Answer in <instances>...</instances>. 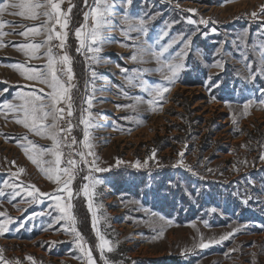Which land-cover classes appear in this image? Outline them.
Segmentation results:
<instances>
[{"label":"rangeland","instance_id":"obj_1","mask_svg":"<svg viewBox=\"0 0 264 264\" xmlns=\"http://www.w3.org/2000/svg\"><path fill=\"white\" fill-rule=\"evenodd\" d=\"M88 1L89 10H86L89 12L95 0ZM77 3L78 0H69L61 4V7L67 5L73 9L66 17H69L70 26L72 21L76 23L78 19ZM109 3L112 9L106 16L107 23L102 36L92 45L99 46L100 51H88L89 41L85 42L83 48L78 46L80 51L76 49L75 58L76 62L82 60V64L79 63L82 75L71 81L74 85L71 89L74 104L72 132L78 151L87 153L88 149L83 148L76 138V122L84 128L80 119L82 116L87 117L90 111L95 124L88 129L93 155L86 157L91 160L89 167L80 164L82 173L77 172L70 184L72 197H77L76 201L79 196L83 197L89 204L83 186H90L91 212L94 211L98 219L96 228L114 246L110 252L105 249L103 257L100 256L98 244L96 251H91L96 255L98 250L102 264L106 261L107 264H264L263 225V229H259L262 230L260 233L251 231L248 234L243 228L245 226L240 224L229 225L228 222L218 225L222 221H229V212L239 205L229 203L232 198L230 188L236 191L243 187L247 188L245 195L251 198L246 205L259 214L250 210L246 215L238 214L236 221L242 218L263 221L264 224V103H261L264 101V74L258 56L259 44L264 42V0H132L130 5L126 0H109ZM125 13L143 17L147 21L146 36L137 32L129 33L128 36L123 34L122 29L126 27L123 24ZM2 18L11 22V26L6 25L2 31L8 34L0 37V173L11 174L15 179L10 178L14 193L7 191L0 195V209L8 215L24 208V217L39 201L45 203L50 200L48 196L28 195L32 191L29 186L34 185L40 192L52 196L62 195L63 192L67 195V192L59 191L63 188V180L57 184L48 179L28 159L24 149L17 147L27 145L25 136L40 147H50L52 141L35 135L17 123L16 120L21 118L18 111L3 107L5 103L17 106L22 103L18 98L20 95H9L6 87L15 89L21 86L26 94L37 95L50 91L46 85L24 77L31 73L22 75L12 65L46 70L47 49L55 38L42 47V66L39 68L40 64L31 56L32 50L25 49V53H29L26 55L20 46L38 42L43 44L47 41V28H42L38 35L30 33L28 37L19 33L44 24L47 18L41 16L33 20L8 13ZM188 18L197 22L204 19L208 23L188 24ZM79 24L83 27V36L92 29L94 21L91 17L87 21L82 17ZM49 26L54 27L55 32L60 28L57 25ZM61 32H64L63 29ZM189 40V46L185 49L183 45ZM169 44L171 47L162 56L154 54ZM138 48L143 51L138 53ZM65 51L64 46L63 54ZM37 53L36 56H40ZM176 53L181 55L176 56ZM133 55H138L136 61L131 59ZM24 57L27 58L23 60ZM169 59L173 63L183 64L175 77L178 81L175 80L174 84L166 81L162 72L158 71ZM2 60L4 63H1ZM5 60H10V63L7 65ZM217 62L222 63L223 67H211ZM249 64L251 71L247 66ZM134 65L144 68L149 77L165 81L161 83L144 79L146 86L160 84L169 87L168 92L156 98L154 105L148 103L153 99L148 91L128 83L126 77L133 74ZM121 69L127 71L122 72ZM252 74H255V79H250ZM208 77H211V83L218 86L210 88ZM79 83L83 84V98L78 108L74 94ZM134 83L140 82L135 80ZM124 93L130 97H140L141 102L126 98ZM89 97L92 98L91 108L86 102ZM249 100L253 103L245 110L243 106ZM129 104H136L135 110L117 107ZM45 159L50 160L52 157L46 156ZM137 161L140 167L135 166ZM83 166L85 170H82ZM21 168L25 170L23 173H20ZM95 168L145 173L148 185L153 178L156 180L164 173L169 181L168 186L181 194L170 196L172 200H164L165 192L161 195L138 193L140 188L144 189L140 185L141 180L136 189L137 194L127 191L114 193L112 195L117 200L110 201L109 195L99 197L103 194L104 180L96 174ZM89 175L99 183L87 179L80 182L82 176ZM4 185L5 177L2 187ZM7 196L9 198L4 204L2 198ZM184 198L190 200L187 203L193 202L195 209H200V203L206 201L210 205L211 215L208 216L205 211L209 210L204 209L200 214H195L194 220L190 217L180 220L182 215L167 213V216L155 208L168 202H178L180 207H184ZM32 200L35 204H31ZM16 203L21 204V207ZM54 213L46 206L42 213H38L39 230L34 233H45L34 244L35 248L50 253L60 251L68 252L71 256L79 255L86 240L78 226L79 222L75 223V229L80 234L78 237L72 231L70 222L60 219L63 214L59 210L56 212L59 215ZM214 213H217L216 218L212 220ZM0 221L5 220L0 218ZM225 234L231 235L221 241L220 237ZM2 236L8 235L3 232L0 234L1 239ZM201 238L205 243L209 240L218 242L202 248L199 247ZM7 242L13 246L12 242ZM1 243L3 240H0V246ZM24 245L36 251L32 243ZM24 245L18 248L22 249ZM46 258H42L43 262ZM171 259H176V262Z\"/></svg>","mask_w":264,"mask_h":264},{"label":"snow or ice","instance_id":"obj_2","mask_svg":"<svg viewBox=\"0 0 264 264\" xmlns=\"http://www.w3.org/2000/svg\"><path fill=\"white\" fill-rule=\"evenodd\" d=\"M85 5L87 6V0H84ZM63 0H3L0 2V37L7 35L8 33L3 32L2 30L6 25L11 26V22L4 21L2 19L5 13L12 15H19L26 19H38L41 16L46 17L47 20L44 24L36 27L28 28L26 31L19 33L22 36L28 37L29 34L38 35L41 33L42 28H47L48 36L47 41L43 44H23L20 47L23 49H31V56L35 58H39L36 56V53L42 48L45 47L50 41L54 38L60 41L59 47L61 49L65 46V41L67 37V32H56L53 35L54 27H50L49 25H59L61 29H67L68 21L67 15L71 13L72 8L69 7L67 9V13H65L61 4ZM126 3L130 5L132 0H126ZM112 5L109 3V0H95L93 8L85 13V20L87 21L89 17H91L94 21V26L92 29L82 36V32L80 29L76 31V37L80 41V48H83L86 41H89L88 51L93 53L99 52L100 47H92V45L96 44L98 40H100L102 36L103 29L107 23L106 16L111 11ZM9 10H19V11H11ZM43 10V11H40ZM194 11V10H193ZM255 15V13H253ZM147 21L143 17H133L128 15L127 13L123 16V24L126 25L125 28L122 29L124 35L128 36L129 33L137 32L142 35H147L146 28ZM188 24H197L202 23L207 25L208 21L201 19L199 22L188 18ZM23 27L22 25H18ZM215 31V29H212ZM206 35V34H205ZM245 36L247 33L244 34ZM131 38V37H129ZM174 42V41H173ZM190 43L186 41L183 47L188 48ZM171 47V44L161 49L159 53H154L157 57L163 55V52L167 51V48ZM80 48L77 51H80ZM253 48H256V45H253ZM259 63L261 67V72L264 74V42L259 44ZM143 49L138 48V53L142 52ZM28 55L29 53H25ZM180 53H176V56H180ZM244 58L247 59V55L244 54ZM95 59V57H93ZM133 61L138 59V55H133L131 57ZM158 62L159 59H158ZM72 59L68 54H63L61 56H55L52 53L51 47L47 49V64L45 66L46 70L42 69H25L23 65H12L15 69L21 71L22 75L25 73H31V75H26V79H31L33 81H37L41 84L46 85V87L50 90L47 93H43V89L40 91L43 95H37L34 93L21 94L18 98L22 101L20 105H13L10 103H5L3 105L4 108L9 109L10 111H18L21 114V118L17 119L16 122L22 124L25 128H28L35 135L40 136L44 139H48L52 141V145L50 147H40L34 144L32 141L28 140V137L25 136L24 140L27 141V145H22L24 148L25 155L28 159L40 169L45 176L52 180L54 183L60 184L63 180V188L59 189V191H66L67 196L72 197V191L70 188V184L72 180L75 178V172L81 163L87 165L88 161L86 159L87 156L93 155L91 151L93 145L90 143V134L88 129L95 126L92 121V114L89 111L88 116H82L80 119V123L84 125V139L82 141L83 148L88 149V152L85 153L83 151H78L75 153L76 156H79V160L72 158L73 153H69V158L64 161V152L63 148L71 147L75 145L77 141L74 137L71 138L69 142V134L72 130V124L69 121L67 127L61 128L60 122L65 119V117L72 116V96L71 89L74 85L71 81L74 79V74L72 71ZM249 70L251 71V64L247 65ZM211 67L222 68V63L217 62L216 64L211 65ZM183 68L182 63H173L171 59L165 61L163 66L158 69V71L162 72L163 78L167 80L170 84L175 83V77L179 73V71ZM122 72H126L127 69H121ZM135 76L126 77L129 84L133 87H141L148 91L149 95L153 97L152 100H149L148 103L150 105H154L156 102V98L162 97L164 93L169 91V87L161 86L160 84L155 85H145V83L141 80L139 84H135L134 81L139 78V74L142 70L137 69ZM93 77H95V73H92ZM250 79H255V74L250 76ZM208 84L211 87L218 86L217 84L211 83V77H208ZM125 97L128 99L135 100L137 103L141 102L140 97H130L127 93H124ZM262 95H264V91H262ZM89 105V108L92 106V98L89 97L86 101ZM253 101L249 100L246 104H244V109L247 110L249 105H251ZM264 103V101H261ZM63 104L64 107L60 105ZM117 107L131 108L135 110L136 104L129 105H118ZM130 119V118H127ZM183 156V153H180ZM46 156H51L52 159H45ZM264 159V156H262ZM14 163V162H13ZM95 161H93V164ZM182 163V161H181ZM64 165L63 167L61 165ZM147 161H145V165ZM136 167H140V162L137 161ZM103 169L95 168V171H102ZM25 170L23 168L20 169V173H23ZM91 171V167H90ZM15 175V174H14ZM67 177L66 180L63 178ZM89 181H93L91 175L84 177ZM93 183H99L98 180L93 181ZM8 187V185H5ZM32 191L28 193V195L37 194L39 196H48L50 199H54L56 201V208L63 214L60 219H67L70 222V226L72 227V231L75 232L76 236H80L79 232L75 229L76 219L71 212V204H64L61 201L64 199L61 195L52 196L49 193L40 192L38 188L34 185L29 186ZM89 185L83 186L84 195L89 198V210H92L91 196L92 193L89 190ZM17 195L19 193H16ZM0 195H3L0 192ZM250 197L244 199V203L247 204L248 199ZM212 211H216L212 209ZM0 215H4L0 213ZM93 216V228L96 230L97 236L100 240V244L98 245L99 250L101 251V255L103 257V252L105 249L107 251H112L113 246L110 241L104 238L99 232V229L96 228L98 223V219L96 217L95 212H92ZM10 218L4 222H0V234L7 230V224L10 223ZM231 234H225L220 237V240L227 239ZM213 242H218L214 240H209L207 243L204 242L203 238H201L199 247H207L209 244ZM81 251L84 252L87 257L88 264H94L93 257L91 255V250L86 249L83 246L81 247ZM28 260H32L31 257H28ZM34 264V262H33ZM107 264V261L105 262Z\"/></svg>","mask_w":264,"mask_h":264},{"label":"crops","instance_id":"obj_3","mask_svg":"<svg viewBox=\"0 0 264 264\" xmlns=\"http://www.w3.org/2000/svg\"><path fill=\"white\" fill-rule=\"evenodd\" d=\"M67 1H69V0H63V2H67ZM67 21H68V27H67V29H63V31L67 32V37H66V41H65V50H66L65 53L68 54L72 59L71 67H72V71L74 74L73 80H75V79L79 78V76L82 75V72L80 71V68H79L80 64H78V62H76L77 60L75 58V52H76V49L79 48L78 46L80 45V41L76 37V32L74 34V39L76 38L75 41L71 42L69 40L70 39L69 36L72 33V31H71L72 29L69 27L70 26L69 25L70 24L69 17L67 18ZM56 27H60V26L57 24ZM55 33H54V35H55ZM40 40L41 39L39 38V41ZM38 43H40V42H38ZM0 45H1V43H0ZM68 48L70 49V52L68 51ZM42 52H43V49L41 48L37 54L41 56ZM24 53H25V49H24ZM40 56H38L39 58H35V61L38 62V64H40L39 68H40V66H42V56L41 57ZM26 58L27 57H24L23 60H25ZM5 61L7 62V65L10 63V60H5ZM80 62L82 64V60ZM1 63H4V60H2ZM137 69L142 70L140 75H139V78L136 80L138 82H140L141 80L143 81L144 79H146V81H159V82L161 81V83L165 82V81H163L164 79L157 80L155 77H149L148 73L146 72V70L144 68L136 67V66H135V69H132L133 74H131V76L136 75L135 70H137ZM151 74H153V73H151ZM175 80L178 81L177 79H175ZM82 85L80 83L78 84V90L76 89L75 94H74V97L77 98L76 101H77L78 108H79L80 102L83 98V96H82L83 95V90H82L83 87H81ZM22 90H23V87H21V86L16 87L15 89H14V87H10V86L6 87V91L10 92L9 95L14 94L17 97H18V95L26 94ZM75 126H76L75 127V133L76 134L78 133L76 138L78 141H80V143H82L83 138H84V128L78 124V121L76 122ZM17 147L20 148L21 150L24 149L22 147V145H18ZM101 169H103V170L102 171H96V174H98V176L100 178H103V180H104L103 194H101V196H99V197L109 195L110 201H112L114 199L117 200V198L112 195L114 193L120 194L122 192L127 191L128 193L137 194L136 189L139 187L138 185H139V182L141 181L140 177L142 176L143 173H141V172H138V173L133 172L132 173L128 169H123V170L115 169V168H101ZM139 170H140V168H139ZM136 171H138V170L136 169ZM146 171H148V170H146ZM146 171H144V172H146ZM4 177H5V185H8L7 189H5L6 188L5 185H4V187H2ZM11 177H13L15 179V177L12 176L11 174L0 173V187H1L0 192H2L3 194L7 193V191L8 192L12 191V193H14V189H13V187L11 185V181H10ZM153 177L154 176L152 175V178ZM162 179H163L162 176L160 178H156V180H155V178H153L150 185H148V181H147L148 179H146L145 180L146 187L144 189L140 188L138 193L143 192V193H147L148 195H154V194L162 193L163 192L162 191V187H163V184H162L163 180ZM82 185L83 184H81V187H82ZM77 187H79L78 184H77ZM115 188H117V191L114 192ZM141 189H142V191H141ZM61 192H63V191H61ZM26 196H27V194H26ZM61 196L64 197V199L61 201V203H64V204L70 203L71 204L70 210H71L73 216L75 217L76 221H79L78 216L75 212L77 197L74 196V197L69 198L66 195V193H64V192L62 193ZM8 198H9L8 196H7V198H4V199L2 198V201H4L3 202L4 204L6 203V199H8ZM32 201L33 202H31V204H35L34 200H32ZM0 204H2V203H0ZM16 204L21 207V204H18V203H16ZM85 204H86L87 208L89 209V204L87 201H85ZM44 206H46V208L50 209L52 212L54 211L55 215H59L58 213H56L58 211V209L56 208V201L54 199H50V200L48 199L47 201H45V203H42V201H39L37 206H35L32 211H29V213L26 214L24 217H23V214H25V213H23L25 211L24 208H20L19 211H16L15 213H13V214L11 213L8 215H5L6 212H4L2 208L0 209V213L4 214V215H0V218L4 219L5 221L8 220L9 218L11 220V222L7 224V230L5 231L8 236H2V239L0 238V240H3V243H1V246H5L4 248H2L0 246V264H33V262H34V264H61V261L63 262V264H70V262L73 264H88L87 257L85 256L84 252H82V251H80V254L77 256H71V254H69L68 252L65 253V252H60V251H53L52 253H50L51 251L40 250V249L35 248L34 244L38 240H41L42 239L41 234L45 233V232H38L37 234L34 233L35 231L39 230V227H38V225H39L38 224V221H39L38 216L39 215H38V213L39 212L42 213ZM160 206H161V204H160ZM155 208L160 210L159 206L155 207ZM90 213H91V220L93 221L92 212L90 211ZM75 214H76V216H75ZM12 220H17V221H12ZM0 222H4V221H0ZM233 224H236V225L240 224V225L245 226L243 228H245V231L247 234L251 231L255 232V233H260L262 230H259V229H263L262 225L264 226L263 221H247V220L241 221V219H239V221H236V220L235 221H229V225H233ZM246 228L249 231H247ZM94 232H95V236L97 239V244L99 245L100 240H99L95 230H94ZM6 237H7V239H6ZM6 240L8 241L7 243L12 242L13 246L6 244L5 243ZM22 243H24V244L25 243H32V245L34 246L33 248H35L36 251L29 250ZM22 245H24V247H22V249H19L18 246L20 247ZM112 246H113V244H112ZM83 247L86 249H90L86 240L83 244ZM18 250L20 252H18ZM98 254H99L98 250H97L96 255L94 254L93 251H91V255L93 257L94 264H102V261H101ZM108 254H112V253H108ZM42 256L47 257L44 262H43ZM100 256H102V255L100 254ZM28 257H31L32 260L31 261L28 260ZM97 257L100 259V262L97 259Z\"/></svg>","mask_w":264,"mask_h":264},{"label":"trees","instance_id":"obj_4","mask_svg":"<svg viewBox=\"0 0 264 264\" xmlns=\"http://www.w3.org/2000/svg\"><path fill=\"white\" fill-rule=\"evenodd\" d=\"M88 3H89V1L87 2V6H84V4H85L84 0H78V3L76 5L77 6L76 7L77 11H78V19H77L76 23L74 22L75 24L72 21V24L70 26V28L71 27L73 28L72 25H74L73 32L69 36V38H70L69 40L71 42L75 41L76 38L74 39V34H75V32L78 29H80L81 32H83V27L81 28V25L79 24V21H80V19L82 17L85 18V13H86L85 10L88 8ZM78 64H79V62H78ZM161 175L163 177V179H162L163 180V183H162L163 184V187H162V191L163 192L162 193H164V192L166 193V197H165L164 200H172L170 198V196L174 197V195L181 194V192H177V191H175V189H173L172 187L168 186V182L169 181L165 178L164 173H162ZM140 179L143 180V181H141L140 185L145 188L146 187V185H145L146 175L143 173L142 176L140 177ZM83 180H84V177L82 176L81 179H80V182L82 183ZM164 185L166 187H164ZM234 187L235 186H233V188ZM230 189L231 190H229V193L232 196V198L229 201V203L232 202L233 204L237 203V205L238 204L239 205L235 207V209H237V210L233 209L232 211L229 212V221H235L236 220L235 218H236V216L238 214L246 215V214H248V212L250 210L251 211H256V213L259 214V212L257 210L253 209L252 207H248L243 202L244 199L248 198V196L245 195V191H247V188H245V187L239 188L240 190L236 188L237 189L236 191H234L235 189H232V188H230ZM209 193H211V191ZM158 195H161V194H158ZM239 196L241 198L242 197L243 198L242 199L241 198L237 199V197H239ZM175 198L176 199H180V198H178L176 196H175ZM187 201H190V200L187 199V198L183 199V202H184L183 205H184L185 208L184 207H180L178 202H173V203H169L168 202L166 204H162L161 203L160 210H161V212H163L166 215H167V213L172 214V215H174V214H177V215H180V216L182 215L183 218H181L180 220L185 219L186 217H190L192 220H194L195 214L198 213V212L200 214V212H202L204 209H208L209 210V211H205L208 216L211 215V213H210V211H211L210 205L207 204L206 201H203L202 203H200L201 204L200 209H195V204L193 202L187 203ZM250 201H251V198L248 199V202H250ZM75 212H76V214L78 216V219H79L78 222H79L80 229H81V231L84 234V237H85V239L87 241V244H88L89 248L91 250H93V251H96L97 239H96L95 232H94V229H93V226H92L91 213H90L89 209L87 208V206L85 204V200L82 197H80V196L78 198V201L76 202ZM216 214L217 213L213 214L212 220H215V218H216L215 215ZM237 217H239V216H237ZM241 220H242V218H241ZM229 221H222L223 223H220L218 225H223L225 223H228ZM179 222L180 223H187L188 221H185V222L179 221ZM213 224L215 225V223H213ZM213 224L211 226H214ZM97 259L100 262V259L98 257H97ZM171 260L176 262V259H171Z\"/></svg>","mask_w":264,"mask_h":264},{"label":"built area","instance_id":"obj_5","mask_svg":"<svg viewBox=\"0 0 264 264\" xmlns=\"http://www.w3.org/2000/svg\"><path fill=\"white\" fill-rule=\"evenodd\" d=\"M62 10L66 13L67 12V9H68V6L67 5H63L62 7ZM88 9V8H87ZM89 10V9H88ZM88 10H86V12H88ZM57 32H61V28H57ZM51 44H52V53L55 55V56H61V55H63V49H61L60 47H59V44H60V41L59 40H57V39H55V40H53L52 42H51ZM71 95H72V90H71ZM61 107H64V105L63 104H61L60 105ZM73 110H74V104H73V102H72V112H73ZM76 113V112H75ZM71 122V124L73 125V123H74V117H73V114H72V116H70V117H65V119L63 120V121H61L60 122V127L61 128H64V127H67V124H68V122ZM72 137H74L73 136V132H72V130H71V133L69 134V142H70V140H71V138ZM63 152H64V161H66L68 158H69V153H73V157L72 158H75V159H79V156H76L75 155V153L76 152H78V149H77V145L75 144V145H72L71 147H65V148H63ZM87 159V158H86ZM87 161H88V164L86 165V167H89V164H90V159L88 158L87 159ZM81 164H83V163H81ZM84 165V164H83ZM62 167L64 166L63 164L61 165ZM80 166V165H79ZM79 169V170H78ZM82 170H85L84 169V166H83V168H82ZM79 173V174H81L82 173V171H81V168L80 167H78L77 168V170H76V172H75V174L76 173Z\"/></svg>","mask_w":264,"mask_h":264},{"label":"bare ground","instance_id":"obj_6","mask_svg":"<svg viewBox=\"0 0 264 264\" xmlns=\"http://www.w3.org/2000/svg\"><path fill=\"white\" fill-rule=\"evenodd\" d=\"M51 48H52V45H51Z\"/></svg>","mask_w":264,"mask_h":264}]
</instances>
